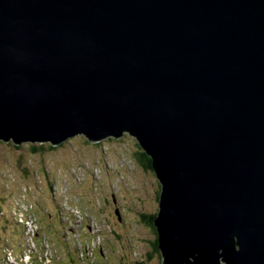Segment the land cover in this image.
Masks as SVG:
<instances>
[{"label": "water", "instance_id": "95a60500", "mask_svg": "<svg viewBox=\"0 0 264 264\" xmlns=\"http://www.w3.org/2000/svg\"><path fill=\"white\" fill-rule=\"evenodd\" d=\"M126 134L161 264H264V0H0V140Z\"/></svg>", "mask_w": 264, "mask_h": 264}, {"label": "rangeland", "instance_id": "374dc122", "mask_svg": "<svg viewBox=\"0 0 264 264\" xmlns=\"http://www.w3.org/2000/svg\"><path fill=\"white\" fill-rule=\"evenodd\" d=\"M110 140L90 145L83 137H76L63 148L37 155L32 154L28 148L32 144L19 145L17 147L23 148L17 150L13 142H0V215L6 221L0 217V258H4L6 253L4 246L17 250L20 239H24L21 224L27 239L30 238L31 224L37 228L31 205L24 201H16L14 207L12 205L24 190L27 191V199L37 207L40 228L57 247L49 245L48 237L44 234H37L47 257L44 264H76L75 257L71 258L67 253L62 260L63 252L58 251L64 243L58 208L55 207L48 185V181H52L53 186H57L56 195H59L60 189L66 193L67 202L59 198L60 207L66 211L68 205L83 217L84 227L73 236L74 249L81 255L90 253L98 261L95 263L86 257L83 264H161L158 256L154 255L151 260L147 257L155 235L140 220L142 214L156 217L159 211L160 184L153 171L137 163L135 156L139 147L135 139L127 135L121 140ZM96 184H100L105 193L123 184L118 187L115 195L119 199L120 209L125 213L123 219H126V224L121 226L123 228L118 227L112 215L113 210L109 211V200L100 203L103 210L94 203L104 198L103 192L97 193L91 188V185L96 187ZM89 187L91 190H88ZM24 210L32 213H26L23 218ZM50 215L54 217L53 222H49ZM12 217L19 224L14 225ZM87 231L89 234L85 233ZM70 236L71 232L68 231ZM84 240L89 242L86 246ZM15 255L18 262L9 254L6 262L3 259L0 264H29L30 248H26L23 258Z\"/></svg>", "mask_w": 264, "mask_h": 264}, {"label": "trees", "instance_id": "16d2710c", "mask_svg": "<svg viewBox=\"0 0 264 264\" xmlns=\"http://www.w3.org/2000/svg\"><path fill=\"white\" fill-rule=\"evenodd\" d=\"M111 141V140H110ZM136 141V140H135ZM137 142V141H136ZM138 144V143H137ZM13 146V145H12ZM15 149L19 150V149H22L23 147L20 146V147H17V146H13ZM65 147L64 145L60 146V147H57V148H54L50 145H28V148L30 150V152L34 155H37V154H46V153H51V152H54L56 150H58L59 148H63ZM139 147V145H138ZM135 159L137 161V163L142 166L144 169H148V170H151L153 171V168H152V161H151V158H149L145 152H143L140 147H139V152L136 154L135 156ZM154 172V171H153ZM25 173H28L27 171H25ZM52 182L48 181V185H49V189L52 191ZM161 188V187H159ZM53 192V191H52ZM158 197H159V194H158ZM160 198V197H159ZM159 200V199H158ZM1 203V201H0ZM14 205V204H12ZM1 206V204H0ZM3 207V206H2ZM2 208L0 207V214L2 213ZM158 214V213H157ZM157 216V215H156ZM0 217L3 219V217L0 215ZM154 215L150 216L149 219H148V216L142 214L140 215V220L142 221V223H145L146 225H148L151 230L153 231L154 235H155V239H154V242L151 244V251L150 253L147 254V257L151 258L154 257V255L158 256L159 259H160V252H159V249H158V241H157V230L154 226ZM4 222H6L4 219H3Z\"/></svg>", "mask_w": 264, "mask_h": 264}, {"label": "built area", "instance_id": "2783aa9c", "mask_svg": "<svg viewBox=\"0 0 264 264\" xmlns=\"http://www.w3.org/2000/svg\"><path fill=\"white\" fill-rule=\"evenodd\" d=\"M57 196L59 198H63V200L67 202V197L64 189H60L59 195ZM66 212L71 215V219L68 220V228H70V232H71L70 238L72 239V243L74 245V241H73L74 233H76L77 231L81 230L84 227L83 217L80 213L72 210L68 205ZM26 213H32V212L28 210H24L23 218L25 217ZM36 232H37V228L34 227V224H31L30 238H28L27 241L28 242L27 248H30V256L36 251V246H34V243L32 242ZM85 256L87 257V259L93 260L90 253H85ZM44 257L46 258L45 253H44Z\"/></svg>", "mask_w": 264, "mask_h": 264}, {"label": "flooded vegetation", "instance_id": "af4514ba", "mask_svg": "<svg viewBox=\"0 0 264 264\" xmlns=\"http://www.w3.org/2000/svg\"><path fill=\"white\" fill-rule=\"evenodd\" d=\"M104 200H109V203H108L109 211L113 210L112 215L116 218L117 223H118V227L123 228L126 224V219H123V216L125 215V213L119 207V204H118L119 199H117V197L115 195H113L110 199L108 197L103 198V200H101L99 203L103 202ZM100 205L102 208V204H100ZM102 210H103V208H102ZM149 217L150 216H148V219H149ZM142 225H144V227H147L149 229V231H151V228L148 225H146L145 223H142ZM121 226H123V227H121ZM112 229H113V227H112ZM89 252H90V250H89Z\"/></svg>", "mask_w": 264, "mask_h": 264}, {"label": "bare ground", "instance_id": "6f19581e", "mask_svg": "<svg viewBox=\"0 0 264 264\" xmlns=\"http://www.w3.org/2000/svg\"><path fill=\"white\" fill-rule=\"evenodd\" d=\"M125 136H127V134L125 135ZM129 136V135H128ZM79 137H82V136H79ZM76 138V137H75ZM84 138V137H83ZM133 138V137H132ZM73 139V138H72ZM72 139H69V140H67L65 143H63V144H61L60 146H62V145H65V144H67V143H69ZM85 139V138H84ZM134 139V138H133ZM112 140V139H111ZM136 140V139H135ZM87 141V140H86ZM0 142H3V143H5L6 144V142H4V141H1L0 140ZM9 142H12V141H9ZM9 142H7V143H9ZM102 142H104V141H102ZM102 142H100V143H98V144H94V143H89L88 141H87V143L88 144H90V145H99V144H101ZM138 143V142H137ZM23 144H32V145H50V146H52L50 143H46V144H40V143H23ZM22 145V144H21ZM138 145H139V143H138ZM16 146H19V145H16ZM60 146H57V147H60ZM53 147V146H52ZM57 147H54V148H57ZM139 147H140V145H139ZM60 149V148H59ZM140 149L144 152V150L140 147ZM150 158V157H149ZM67 183L68 184H70V181L69 180H67ZM156 218V217H155ZM16 228V227H15ZM30 232H31V230H30ZM85 233H87V234H89V231H87V232H85ZM84 235V234H83ZM85 237H87L86 235H84ZM80 236L78 235L77 236V238H79ZM77 240H79V239H77ZM158 241V240H157ZM84 242V245L86 246V244L87 243H89L87 240H84L83 241ZM87 249H88V251H89V248L87 247Z\"/></svg>", "mask_w": 264, "mask_h": 264}]
</instances>
